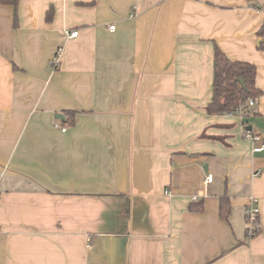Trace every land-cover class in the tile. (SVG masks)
I'll use <instances>...</instances> for the list:
<instances>
[{
  "label": "crops",
  "instance_id": "0c3cea01",
  "mask_svg": "<svg viewBox=\"0 0 264 264\" xmlns=\"http://www.w3.org/2000/svg\"><path fill=\"white\" fill-rule=\"evenodd\" d=\"M215 48L256 68L243 119L206 110ZM243 129L264 138V0L0 4V264H264Z\"/></svg>",
  "mask_w": 264,
  "mask_h": 264
},
{
  "label": "trees",
  "instance_id": "16d2710c",
  "mask_svg": "<svg viewBox=\"0 0 264 264\" xmlns=\"http://www.w3.org/2000/svg\"><path fill=\"white\" fill-rule=\"evenodd\" d=\"M255 1V0H248ZM19 0H0V4L14 9V22L17 21V6ZM263 34V33H262ZM256 68L254 65L229 60L218 48H215L213 58V96L206 110L209 114H227L235 107L246 106L249 99L262 96L263 92L255 86ZM241 79L242 82H238ZM249 108L244 107L246 113ZM192 211H200V203L190 206ZM230 213L227 196L220 198L219 216L227 220Z\"/></svg>",
  "mask_w": 264,
  "mask_h": 264
},
{
  "label": "built area",
  "instance_id": "2783aa9c",
  "mask_svg": "<svg viewBox=\"0 0 264 264\" xmlns=\"http://www.w3.org/2000/svg\"><path fill=\"white\" fill-rule=\"evenodd\" d=\"M114 27L110 26L109 30H113ZM77 36V32H71L69 34H67L68 38H74ZM258 102V98L255 99H249L246 102V106H238L235 107L232 111H230L229 113H227V115L229 116H239L241 119H243L245 117L244 114V107L247 108H253ZM55 127H57L55 125ZM65 131V128L62 129V132ZM243 137L245 138H249L253 141V148L252 151L254 153H259V152H263L264 151V138L262 135L260 134H255L252 133L251 131L247 130V129H243V133H242ZM212 181V175L211 174H206L205 176V180L204 182L206 184L211 183ZM194 201L198 200V197H193ZM258 215H259V209L256 206V199L251 198L249 200V207L246 209L245 211V218L247 221V229H246V234L248 237L254 236L256 234V232L258 231Z\"/></svg>",
  "mask_w": 264,
  "mask_h": 264
},
{
  "label": "water",
  "instance_id": "95a60500",
  "mask_svg": "<svg viewBox=\"0 0 264 264\" xmlns=\"http://www.w3.org/2000/svg\"><path fill=\"white\" fill-rule=\"evenodd\" d=\"M237 81H238V82H240V83L242 82V80H241V79H237ZM57 118H60V119H62V116L58 115V116H57Z\"/></svg>",
  "mask_w": 264,
  "mask_h": 264
}]
</instances>
